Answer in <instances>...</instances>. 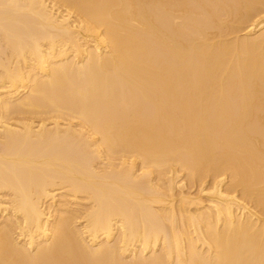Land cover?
<instances>
[{"label":"bare ground","instance_id":"1","mask_svg":"<svg viewBox=\"0 0 264 264\" xmlns=\"http://www.w3.org/2000/svg\"><path fill=\"white\" fill-rule=\"evenodd\" d=\"M0 264H264V0H0Z\"/></svg>","mask_w":264,"mask_h":264}]
</instances>
